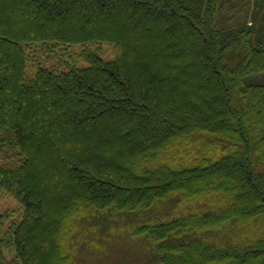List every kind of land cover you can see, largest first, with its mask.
Wrapping results in <instances>:
<instances>
[{"label": "trees", "instance_id": "obj_1", "mask_svg": "<svg viewBox=\"0 0 264 264\" xmlns=\"http://www.w3.org/2000/svg\"><path fill=\"white\" fill-rule=\"evenodd\" d=\"M225 4L0 0V264H106L119 228L136 264H264V13Z\"/></svg>", "mask_w": 264, "mask_h": 264}, {"label": "rangeland", "instance_id": "obj_2", "mask_svg": "<svg viewBox=\"0 0 264 264\" xmlns=\"http://www.w3.org/2000/svg\"><path fill=\"white\" fill-rule=\"evenodd\" d=\"M255 10L257 12V16L254 15ZM223 12L224 14H222L221 20L225 25L227 24V26L228 25L236 26L238 25V22H246L253 20L256 22H260V18L264 13V0H226V4L224 6ZM79 15H81V13H79L78 10L76 16L78 17ZM48 27H52V26L48 25ZM96 49H98L99 53L102 54V56L105 59H111L113 57V49L108 44H104L101 45L100 47H96ZM79 50H80L79 46H72L70 48H66L65 50L66 54H63L62 52H58L55 56L54 55L50 56L49 54L45 53V50H42L39 52L40 53L39 55L45 64L49 66H53V65L58 66V64L62 65L61 60L63 59L67 60L71 56L70 55L71 53L77 54ZM21 213H22L21 204L15 199V197L7 193L6 191L0 190V214L5 215V221L3 225L4 230L8 229L13 221H19L21 217ZM158 215L159 214L157 213L156 214L153 213L151 215L142 214V216L134 215L132 213L123 214V216L126 217V220H124V222H126L129 225H135L141 221L153 220ZM114 230L115 229H113L111 232H113ZM130 233L131 231H129L128 234L127 230L123 228H119V231H116L117 235L112 237V242L107 241L106 245L109 247H106L108 251L107 254L104 256V262L106 264H113V262L118 263L120 261L125 262V264H136L138 258L139 259L142 258V256L146 252V250L144 252L145 242L132 237V233L131 235ZM109 234L110 233L104 231L101 239L105 240V238H107L108 240H111ZM98 243H100L99 240ZM126 248L128 250L123 251V249ZM5 259H6V264H18L15 262L14 248L11 247L5 250ZM100 259L101 258H99V260ZM99 262L102 263L101 260Z\"/></svg>", "mask_w": 264, "mask_h": 264}]
</instances>
